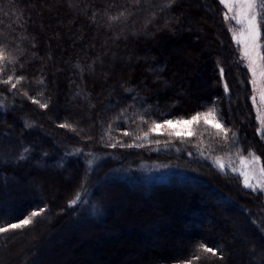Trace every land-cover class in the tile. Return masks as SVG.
I'll use <instances>...</instances> for the list:
<instances>
[{
    "label": "trees",
    "instance_id": "obj_1",
    "mask_svg": "<svg viewBox=\"0 0 264 264\" xmlns=\"http://www.w3.org/2000/svg\"><path fill=\"white\" fill-rule=\"evenodd\" d=\"M222 14L219 0H0V226L47 209L0 235V255L30 233L42 242L70 218L78 229L112 231L98 247L68 244L84 251L80 264H264L263 194L244 187L231 166L251 153L264 165V135L249 70ZM189 21L202 24L193 30ZM9 76L15 88L4 83ZM212 110L227 137L205 124ZM197 114L190 137L149 132L153 122ZM10 153L14 159H4ZM66 170L70 186L60 180ZM115 187L133 208V199L143 206L115 219L104 205Z\"/></svg>",
    "mask_w": 264,
    "mask_h": 264
},
{
    "label": "rangeland",
    "instance_id": "obj_2",
    "mask_svg": "<svg viewBox=\"0 0 264 264\" xmlns=\"http://www.w3.org/2000/svg\"><path fill=\"white\" fill-rule=\"evenodd\" d=\"M226 11H227L226 8L223 6L222 16H224L225 25H226L225 27H227V29L231 35V38L233 40V30L238 31L239 29H238V26L235 25L234 21L225 19ZM189 22H191V24L190 23L189 24L192 25L191 29H193V30L197 29V27H199L200 24H202L201 22L200 23L192 22V21H189ZM184 30H186V29H184ZM206 45H207V46H205L206 50L213 49V46L212 45L210 46V43H208ZM239 51H240V56L242 58V52H241L240 47H239ZM243 61H244V64L246 65L247 61L244 59H243ZM200 68L201 67L199 66L198 69H200ZM248 74H250V81H251L252 76H251L250 71ZM186 75L191 76V74H188V72H186ZM197 84H198V82H197ZM250 86L252 89V97H253V95H255V97H256V103L254 104L253 100H252V104H253V108H254L253 110L255 111V115H256V120H257L256 122L258 123V129H257L258 133L257 134H260V135L263 134L264 135V131H261V129L264 128V124H262L261 120L258 118V109H259V115L264 116V104L260 103L259 81L257 83L255 93L253 90V85L251 84ZM252 97H250V98H252ZM209 120L213 121L212 118ZM172 121H173V124L170 126V129L165 128V129H161V131H164V133H167L171 129H175L176 131H184V130H187L189 128L192 129V125L184 123L185 121H189V120H172ZM178 121H179V123H177ZM242 158H246L249 163L247 165L242 164V162H241ZM4 159H6V160L7 159H14L13 154L12 153L8 154ZM93 160H91V162ZM214 162L217 164L223 163L224 165H226L224 163L223 159H221L220 157H215ZM147 165H149V164H146V165L144 164L142 166L143 169L145 171H147L148 175L155 176L156 173L158 172L157 168L155 166H147ZM262 165L263 164H262L261 160L253 163L251 156L250 157L249 156L248 157L241 156V157L235 158L234 164H232L231 166L234 167V169L241 176L242 185L245 187V184H244L245 175H244V173H248L250 180H251V183L255 186L257 183V179L260 177L259 168ZM253 171H255V177H253ZM119 172H120L119 168H115V171H113V174L119 175ZM110 173L112 174V172H110ZM127 173L129 174V172H127ZM109 174L106 173L105 175H103L102 179L103 180L108 179ZM124 175H125V173H124ZM48 177L51 179L53 184L58 183L57 182L58 178L55 177L54 175L50 174ZM73 177H74V174L70 170H66L62 174V177H60V180L63 179V181L66 182V183L65 182H63V183L70 186L71 183L73 182V179H74ZM161 177H163V175ZM100 186H101V192L105 193L106 192L105 191L106 190L105 189V187H106L105 183L101 182ZM43 187H44L43 189L45 191L46 186L44 184H43ZM115 188H116V191H112L111 194L108 195L109 198L106 199L104 205L105 206H107V205L111 206L110 207L111 213H112V216L115 217V219H121L120 216H122V213L127 212L128 209L133 208V205L131 206V204H129V200H130L129 193H127L123 188H120V187H115ZM247 188H250V187H247ZM251 189H253V188H251ZM257 190H259V189H257ZM259 191L263 194V199H264V191H262V190H259ZM46 192L49 195L53 194V197L54 196L58 197L60 195H64V192H62L60 190H59V192L58 191L56 192V191H53V190L50 191L49 189H47ZM113 192H117L118 195L114 194ZM3 197L5 199H9L10 197H12V195L10 193H8L7 191H5ZM121 197H124L123 200L121 199ZM126 200L128 201V203H126ZM133 200H134L133 201L134 202L133 210L138 209V207H141L144 204L141 201L135 202V199H133ZM91 211H92V209L90 207V212ZM91 214H94V212H92ZM223 217H225V219H227V221L224 220V222L228 224V216H226L224 214ZM80 220H82V219H80ZM215 220L205 221L204 222V229L205 228H213L214 229L216 224H217V219H215ZM65 221H66V224L64 226H61L55 232H53L52 235H50V236L48 235L45 238L43 237L44 238V240L42 241L43 243L38 241L39 242V244H38V242H37L38 239L32 233L28 234L29 236L27 237V239H25L26 241H24V244H21L18 247H15L13 249V251H11V252L6 251L0 255V264H13V263H16V264H80L81 256L84 257V255H83L84 251L79 253L78 250H76V251L73 250V252H72L68 248V246L70 244H71V246H69L70 248L73 247V249H74V247L76 248L77 245H79V246H81L80 248H82L84 250V249L89 248L90 246L98 247L99 245H101L105 242V240H104L105 238L112 237V231H110V232H108V234H106V232L102 231L101 227L93 228V226H91V225H86L85 227H82V229H78L80 227L78 225L79 222H77V220H70V218H69V220L66 219ZM235 221L238 222L234 218V222ZM107 223H108V221L106 223H100L98 225L104 226ZM126 224H131V223H129V219L125 220V225ZM197 225H199V224H197ZM139 229H142L141 226L139 227ZM100 230H101V232H98ZM239 237L240 236L237 234L233 235L234 239H238ZM239 239H241L242 241H245L244 240L245 238H239ZM41 243H42V245H41ZM72 243H73V245H72ZM174 243H176V242H174ZM233 254H234V257H236V259L240 255L239 252H234ZM124 255H126V257L128 258V257L135 256L136 253H130L129 251H126V252H124ZM69 258H72L71 260H69L70 262L67 261ZM248 263L250 264L249 261H248Z\"/></svg>",
    "mask_w": 264,
    "mask_h": 264
},
{
    "label": "snow or ice",
    "instance_id": "obj_3",
    "mask_svg": "<svg viewBox=\"0 0 264 264\" xmlns=\"http://www.w3.org/2000/svg\"><path fill=\"white\" fill-rule=\"evenodd\" d=\"M219 2L226 8L225 19L235 22V25L238 26V31L233 30V41L240 47L242 52V59L247 61V68L249 69L252 79L250 83L253 85L254 93L256 91V86L259 81L260 86V103L264 104V42L261 41V36L264 35V32L261 30V25H264V0H219ZM174 3V0H170V4ZM123 15V13H121ZM113 20H116L117 17H112ZM6 59L4 50L0 48V62H3ZM221 76H223L224 69H220ZM17 82L23 79V77H17ZM13 77L9 76L4 83H11L12 88L16 87V83H12ZM225 91H227V84L225 83ZM253 103H256V97H252ZM35 103H40L39 100H34ZM40 107L46 108L47 104L42 103ZM213 115V121L208 120V116ZM258 118L261 120V123L264 124V116L259 115L258 109ZM201 119L200 114L191 117L189 121L184 123L192 125L199 123ZM205 124H210L211 127L217 129L218 132H224L225 137H227L228 129L224 128L222 123L214 117V110L210 113L205 114L204 117ZM179 123V121L177 122ZM173 124V121L165 120L163 123L153 122L152 126L149 129V132L153 134H168L176 135L178 137H190L194 135V132L191 128L184 131H176L175 129L169 130L167 133L161 132V129L169 128ZM61 127L71 128L72 125L62 124ZM264 131V128L261 129ZM128 135L127 132L124 133ZM149 135L148 132L144 133L143 138H147ZM139 139V137H138ZM129 147L132 145H128ZM252 157V162H258L260 158L255 156L254 153L250 154ZM242 164L247 165L249 162L246 158H242ZM221 169L224 168V164L219 165ZM260 177L257 179V183L254 186L251 183L248 173H244L245 187L253 188V190H262L264 191V165L259 168ZM253 177H255V171H253ZM80 200V193L76 194L75 199L70 202V206L75 205ZM47 209H39L38 211H33L29 216H26L24 219L19 220L18 223H6L5 226H0V235L14 231L17 229H24L32 225L35 218L41 216ZM205 252L212 253L216 255V250L214 248H207L206 246H201Z\"/></svg>",
    "mask_w": 264,
    "mask_h": 264
}]
</instances>
